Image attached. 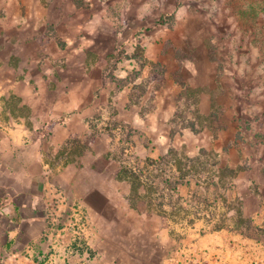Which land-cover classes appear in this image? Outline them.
<instances>
[{
	"label": "rangeland",
	"instance_id": "374dc122",
	"mask_svg": "<svg viewBox=\"0 0 264 264\" xmlns=\"http://www.w3.org/2000/svg\"><path fill=\"white\" fill-rule=\"evenodd\" d=\"M8 5L28 14L22 25L31 35L23 44L33 51V74L85 85L91 105L105 103L101 168L114 186L124 180L131 187L129 205L161 219L162 234L174 240L230 231L264 246V0ZM134 106L163 112L166 127L137 129ZM159 137L168 141L159 160L134 149ZM92 168L98 184V160Z\"/></svg>",
	"mask_w": 264,
	"mask_h": 264
},
{
	"label": "crops",
	"instance_id": "0c3cea01",
	"mask_svg": "<svg viewBox=\"0 0 264 264\" xmlns=\"http://www.w3.org/2000/svg\"><path fill=\"white\" fill-rule=\"evenodd\" d=\"M7 5L8 0H0V264H166L178 240L162 234L161 219L144 215L139 204L129 205L131 187L124 180L125 186H114L107 168H101L108 156L101 125L108 114L105 103H99V109L91 105L85 85L76 89L54 76L34 75L27 67L35 59L33 51L23 44L31 35L22 25L28 14L9 11ZM134 107L132 119L116 113L118 119H130L149 134L166 127L163 112ZM97 114L99 135H94L91 120ZM161 140L147 145L139 141L134 149L145 148L147 158L159 160L168 142ZM97 160L98 184L92 168ZM65 200H79L92 213L95 233L80 246L73 245L66 232L53 251L58 236H45L48 213L55 205L64 211ZM238 237L219 231L180 239L224 249L247 242L242 234Z\"/></svg>",
	"mask_w": 264,
	"mask_h": 264
},
{
	"label": "built area",
	"instance_id": "2783aa9c",
	"mask_svg": "<svg viewBox=\"0 0 264 264\" xmlns=\"http://www.w3.org/2000/svg\"><path fill=\"white\" fill-rule=\"evenodd\" d=\"M64 205V211L55 205L48 213L49 229L45 236L47 239L58 236L53 242V251L66 232L71 233L72 244L80 246L89 243L95 233L91 216L79 200H65ZM234 248L213 249L186 244L185 239H180L169 249L166 264H264V246L261 243L234 245Z\"/></svg>",
	"mask_w": 264,
	"mask_h": 264
},
{
	"label": "trees",
	"instance_id": "16d2710c",
	"mask_svg": "<svg viewBox=\"0 0 264 264\" xmlns=\"http://www.w3.org/2000/svg\"><path fill=\"white\" fill-rule=\"evenodd\" d=\"M128 175H129V172H128ZM130 176H132L133 177V179H136L137 177L135 176V174L134 173H131V175ZM89 252H90V255L92 256V252L90 251V249L88 250Z\"/></svg>",
	"mask_w": 264,
	"mask_h": 264
}]
</instances>
